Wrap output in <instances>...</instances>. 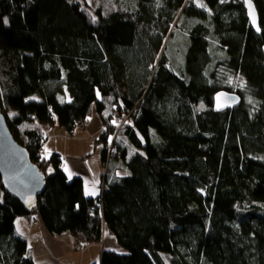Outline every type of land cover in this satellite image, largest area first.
<instances>
[{
  "label": "trees",
  "instance_id": "trees-1",
  "mask_svg": "<svg viewBox=\"0 0 264 264\" xmlns=\"http://www.w3.org/2000/svg\"><path fill=\"white\" fill-rule=\"evenodd\" d=\"M84 1L0 4V109L46 179L30 211L0 181V264H34L14 224L32 214L54 237L102 244L99 264H264V0H253L260 35L243 0H127L130 10ZM231 74L252 103L228 87ZM221 91L239 107L215 113ZM93 110L107 170L96 199L62 157L42 156L43 131L72 136ZM116 114L131 122L117 133ZM105 231L124 252L103 250Z\"/></svg>",
  "mask_w": 264,
  "mask_h": 264
},
{
  "label": "crops",
  "instance_id": "crops-1",
  "mask_svg": "<svg viewBox=\"0 0 264 264\" xmlns=\"http://www.w3.org/2000/svg\"><path fill=\"white\" fill-rule=\"evenodd\" d=\"M86 124L87 125L85 130H83V132L81 133L86 132L87 134H89L91 139H93L95 135L91 132V125L90 123ZM52 130L53 129L51 128L48 131V138L44 145L42 156L45 159H49L53 154H57L62 157L63 165L61 168L65 172L66 176L70 177L74 173L79 172L78 169L74 167V165L78 164L79 161L84 160L86 154L85 156L81 155L78 152V148L76 146H74L72 152L60 151L56 146H53V148L50 149L47 146L49 144H47V141L50 139L49 133ZM98 132H100V130H98ZM76 133L80 135L77 136V138H80L82 136L79 130H77L73 135L75 136ZM73 135L69 136L74 137ZM57 136H59L60 138L63 137V135ZM120 173L121 172H117V175H124ZM90 177L91 178L89 179L90 182L88 186L84 187L83 181L84 195L87 198L96 199V197L101 196L104 189L101 180L103 177L102 175H99L98 172H96L94 177ZM14 224L16 226L18 235L26 240L27 245L31 251V256L33 258L34 264H99L100 253L99 249L95 245L88 246V248L84 252L85 254L81 256V258H79L80 256L78 254L71 252V247L73 245L72 242L74 240L72 236L67 234L64 236H52L47 232L37 214L32 215L31 219L27 217L18 218ZM107 233L108 232L105 231L103 236V250H115L114 248H112L114 246V241H112L111 237H109L110 235L107 236Z\"/></svg>",
  "mask_w": 264,
  "mask_h": 264
},
{
  "label": "rangeland",
  "instance_id": "rangeland-1",
  "mask_svg": "<svg viewBox=\"0 0 264 264\" xmlns=\"http://www.w3.org/2000/svg\"><path fill=\"white\" fill-rule=\"evenodd\" d=\"M96 0H86L84 2H81L82 6H85L86 8L89 6H94L93 3ZM114 4L116 5L115 7H117L118 9H127L130 10L131 8H134V3H129L127 0H120L119 2H114ZM185 36V33L183 32H178V34L176 35V37H174V39L172 40V47H171V54H169L170 58V66H172L171 68L176 69L179 68V66H182L183 63V50L185 45L183 44V37ZM180 51V52H179ZM183 51V52H182ZM177 72V71H176ZM226 83L228 85L229 88H231V90H233V92L237 93H241L242 95L245 96L246 98V104H250L252 103V98L247 91V87L248 85L245 83L244 79L241 78L239 75H227L226 76ZM200 109H204V107L200 106ZM98 113L93 110V114L88 118L87 123H90L91 125V132L92 134H94V138L91 139V137L89 136V134L85 133H81V137L77 138V136H80L78 133L75 134L74 137H70L69 135H66V132L63 128H60L59 126H56V128H52L53 130L49 133L50 139L47 141V146L51 149L53 148V146L58 147V149L60 151H65V152H72V149L74 148V146H76L78 148V152L81 155L86 154V157L84 160H81L78 162V164L74 165V167H76V169H78L79 172L74 173L73 175H71L68 178H74V177H82L83 181H84V187L89 185L90 182V176L94 177L96 172L99 173V175H102V183L104 181V176L107 173L106 167L102 166L101 163V155H100V151H101V146H97L95 145V140L101 135L100 133L102 132L103 128H102V123L100 122V118L97 115ZM121 120V121H120ZM113 125L115 127V133H117L121 128H124L127 125H129L131 122L129 121V116L125 115L124 117H117L115 116L114 119H112ZM122 123H124V125H122ZM147 125V121H144L140 124V126L142 128H146ZM60 130V131H58ZM98 130H100V132H98ZM48 131H43L42 136H44V139L47 140L48 138ZM61 133V134H60ZM57 135H63V137H59ZM78 140V141H77ZM48 148V149H49ZM112 147L109 148V151L111 150ZM81 159V158H80ZM64 162H65V158H64ZM52 174V170L48 171V175ZM120 174H123V172H121ZM80 177V178H81ZM34 215V214H32ZM32 216L28 217L29 219H31ZM107 236H109V234L107 233ZM111 237L112 241H114V246L112 248H114L115 250H117L118 252H124L122 251L121 248H117V242L115 241V239L112 236ZM73 245L71 247V252L78 254L81 258V256H83L86 251V249L88 248H82L81 249V245L79 246L77 241L73 240ZM90 246V245H88ZM98 249H99V253L101 252L102 249V244L99 243V245H95ZM101 254V253H100ZM163 259L166 260L167 263H170V258L168 255H164Z\"/></svg>",
  "mask_w": 264,
  "mask_h": 264
},
{
  "label": "water",
  "instance_id": "water-1",
  "mask_svg": "<svg viewBox=\"0 0 264 264\" xmlns=\"http://www.w3.org/2000/svg\"><path fill=\"white\" fill-rule=\"evenodd\" d=\"M3 1L5 0H0V4ZM243 7L245 8L246 19L249 21L250 28L257 35H260V19L253 0H243ZM262 51L264 54V47ZM240 104L241 99L238 95L221 91L215 95L213 107L215 113L221 114L239 107ZM0 181H2L4 191L28 211L36 207L37 199L44 192L46 185L42 170L38 169L29 159L26 149L12 138L1 109Z\"/></svg>",
  "mask_w": 264,
  "mask_h": 264
},
{
  "label": "built area",
  "instance_id": "built-area-1",
  "mask_svg": "<svg viewBox=\"0 0 264 264\" xmlns=\"http://www.w3.org/2000/svg\"><path fill=\"white\" fill-rule=\"evenodd\" d=\"M115 116H117V117H121V119H122V117H124V116H121V115H119V114H116ZM129 120H130V117H129ZM120 121H121V120H120ZM122 125H124V123H122ZM85 128H86V124H84L83 122L80 123V124L77 126V130H79L80 132H83V130H85ZM109 152H110V151H109ZM91 213H93L92 210H91ZM77 243H78L79 246L81 245L80 242L77 241ZM81 246H82V245H81ZM81 249H82V247H81ZM83 249H84V248H83Z\"/></svg>",
  "mask_w": 264,
  "mask_h": 264
},
{
  "label": "snow or ice",
  "instance_id": "snow-or-ice-1",
  "mask_svg": "<svg viewBox=\"0 0 264 264\" xmlns=\"http://www.w3.org/2000/svg\"><path fill=\"white\" fill-rule=\"evenodd\" d=\"M89 194H94V193H89Z\"/></svg>",
  "mask_w": 264,
  "mask_h": 264
}]
</instances>
